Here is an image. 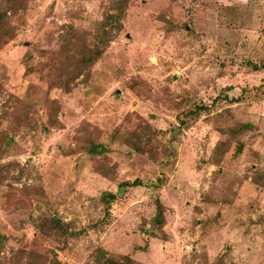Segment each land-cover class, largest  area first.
<instances>
[{
	"label": "rangeland",
	"instance_id": "rangeland-1",
	"mask_svg": "<svg viewBox=\"0 0 264 264\" xmlns=\"http://www.w3.org/2000/svg\"><path fill=\"white\" fill-rule=\"evenodd\" d=\"M123 256L264 264V0H0V264Z\"/></svg>",
	"mask_w": 264,
	"mask_h": 264
},
{
	"label": "trees",
	"instance_id": "trees-1",
	"mask_svg": "<svg viewBox=\"0 0 264 264\" xmlns=\"http://www.w3.org/2000/svg\"><path fill=\"white\" fill-rule=\"evenodd\" d=\"M255 67L258 68L259 66L255 65ZM199 108H201L200 110H202V109L206 108V106L202 105V107H199ZM197 110L198 109L193 110V113H197L198 114L199 110L198 111ZM94 148L97 150L99 148V146H95ZM237 153L239 154L240 152H237ZM237 153H235V154H237ZM225 156L226 155L223 152V159L225 158ZM140 185H142V183L138 179H136L134 181H131V182L130 181H123V182H121L119 184L117 192H112V191L104 192L103 195L106 196L107 198H109V201L110 200H114L119 194H121V192L125 188L131 187V186H140ZM162 216H163V205L160 202H158V213H157V216H156V220L161 222L160 218H162ZM132 263H133V258L132 257L123 256L122 260H120V261H117V260H114V259H106L103 264H132Z\"/></svg>",
	"mask_w": 264,
	"mask_h": 264
},
{
	"label": "built area",
	"instance_id": "built-area-1",
	"mask_svg": "<svg viewBox=\"0 0 264 264\" xmlns=\"http://www.w3.org/2000/svg\"><path fill=\"white\" fill-rule=\"evenodd\" d=\"M185 247H186L187 249H190V248H191V245H190V244H187Z\"/></svg>",
	"mask_w": 264,
	"mask_h": 264
}]
</instances>
